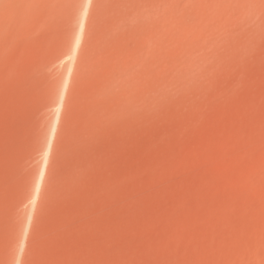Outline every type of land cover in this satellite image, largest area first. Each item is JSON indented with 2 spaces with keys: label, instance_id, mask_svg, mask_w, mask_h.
Wrapping results in <instances>:
<instances>
[{
  "label": "rangeland",
  "instance_id": "rangeland-1",
  "mask_svg": "<svg viewBox=\"0 0 264 264\" xmlns=\"http://www.w3.org/2000/svg\"><path fill=\"white\" fill-rule=\"evenodd\" d=\"M0 264H264V0H0Z\"/></svg>",
  "mask_w": 264,
  "mask_h": 264
},
{
  "label": "bare ground",
  "instance_id": "bare-ground-1",
  "mask_svg": "<svg viewBox=\"0 0 264 264\" xmlns=\"http://www.w3.org/2000/svg\"><path fill=\"white\" fill-rule=\"evenodd\" d=\"M44 167H45V166H44ZM36 188H37V187H36ZM37 189H38V188H37ZM34 191H35V190H34ZM33 195H34V194H33ZM36 198H37V197H36ZM33 204H34V203H33ZM31 205H32V204H31ZM31 205H30V206H31ZM28 215H29V214H28ZM31 215H32V213H31Z\"/></svg>",
  "mask_w": 264,
  "mask_h": 264
}]
</instances>
